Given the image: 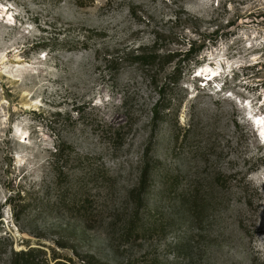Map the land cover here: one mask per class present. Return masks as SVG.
I'll list each match as a JSON object with an SVG mask.
<instances>
[{"label":"rangeland","instance_id":"1","mask_svg":"<svg viewBox=\"0 0 264 264\" xmlns=\"http://www.w3.org/2000/svg\"><path fill=\"white\" fill-rule=\"evenodd\" d=\"M33 248L264 264V0H0V264Z\"/></svg>","mask_w":264,"mask_h":264},{"label":"trees","instance_id":"2","mask_svg":"<svg viewBox=\"0 0 264 264\" xmlns=\"http://www.w3.org/2000/svg\"><path fill=\"white\" fill-rule=\"evenodd\" d=\"M193 46H191L190 50L186 53L187 56H190L193 53ZM172 57V56H169ZM162 57L158 56V55H148V54H142L141 56H138V58L136 59V61L140 62L141 64L145 65V66H151L156 64L157 61H161ZM66 150H72L75 153V150H73L72 148H70L69 146L67 148H65V146L63 147H59L56 151H55V157L57 158V163H56V168H55V172L58 175L59 181H62V179H66L69 180L70 179V174L68 173V171H65L66 166H60L61 164V159L63 158H68L70 159L72 156L71 155H65V153H67ZM88 157L83 158L81 155L78 154V158L76 160L77 165L75 166H79V167H83L84 169L87 170H97L94 168V164L89 160ZM103 172V171H102ZM106 174V173H105ZM146 183V182H145ZM138 208L141 209V207L143 206V201L141 199V196H138ZM139 213V210H138ZM135 229V228H134ZM138 228H136L137 230ZM41 252L39 249H30L28 251H22L20 253H15V264H36L35 263V259H36V255ZM60 258H53V261L55 262V264H65L63 262H57ZM70 262H72L70 260Z\"/></svg>","mask_w":264,"mask_h":264}]
</instances>
